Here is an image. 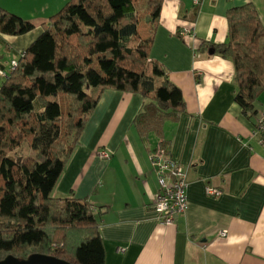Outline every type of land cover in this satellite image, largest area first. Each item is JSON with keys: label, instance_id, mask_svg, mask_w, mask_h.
<instances>
[{"label": "crops", "instance_id": "obj_1", "mask_svg": "<svg viewBox=\"0 0 264 264\" xmlns=\"http://www.w3.org/2000/svg\"><path fill=\"white\" fill-rule=\"evenodd\" d=\"M9 1L0 6L33 21L47 17H28ZM246 2L264 25V0H162L149 56L180 88L185 111L165 120L161 135L134 127L144 102L136 92L104 88L89 112L52 195L90 203L104 264H264V136L256 125L264 103L242 112L232 61L215 50L227 39V9ZM184 27L193 39L181 35ZM146 28L139 24L141 36ZM39 31L0 33L5 75ZM157 146L185 168L186 208L171 224H159L151 207L158 185L149 154Z\"/></svg>", "mask_w": 264, "mask_h": 264}, {"label": "trees", "instance_id": "obj_2", "mask_svg": "<svg viewBox=\"0 0 264 264\" xmlns=\"http://www.w3.org/2000/svg\"><path fill=\"white\" fill-rule=\"evenodd\" d=\"M161 6L162 0H66L39 21L0 6V33L40 28L0 83V258L43 253L104 264L90 203L52 190L104 88L142 95L133 119L140 136L161 135L162 123L185 111L180 88L149 56ZM225 16L227 39L215 50L232 61L233 100L255 114L264 91V25L250 2ZM260 125L264 136V119Z\"/></svg>", "mask_w": 264, "mask_h": 264}, {"label": "built area", "instance_id": "obj_3", "mask_svg": "<svg viewBox=\"0 0 264 264\" xmlns=\"http://www.w3.org/2000/svg\"><path fill=\"white\" fill-rule=\"evenodd\" d=\"M197 3L199 0H192ZM184 38H194V32L191 28L184 27L180 30ZM16 61L12 60L11 68ZM0 75L5 76L3 70L0 69ZM264 115L260 116L259 122L262 123ZM259 124V129L263 128ZM100 157L107 158L108 152L100 150L98 152ZM150 163L154 167L157 178V191L151 203V207L157 214L159 224H171L174 216L182 214L186 208V177L185 168L180 162L168 155L163 148L157 146L149 154ZM206 193L217 196L221 190L211 186H206Z\"/></svg>", "mask_w": 264, "mask_h": 264}, {"label": "rangeland", "instance_id": "obj_4", "mask_svg": "<svg viewBox=\"0 0 264 264\" xmlns=\"http://www.w3.org/2000/svg\"><path fill=\"white\" fill-rule=\"evenodd\" d=\"M65 1L66 0H12L9 2L15 8H20L21 12L24 13L28 17L29 16H40V15H43V17H45L46 15L49 16L50 14L58 10ZM9 6L11 7V5ZM54 8H56V10L48 14V12ZM24 19H29V18H24ZM29 20H32V19H29ZM35 21H39V19ZM257 101H259V105L261 103H264V91H262L258 95ZM262 115H264V111L259 114V116H262ZM21 151L24 153H30L26 145H23V147L21 148Z\"/></svg>", "mask_w": 264, "mask_h": 264}, {"label": "water", "instance_id": "obj_5", "mask_svg": "<svg viewBox=\"0 0 264 264\" xmlns=\"http://www.w3.org/2000/svg\"><path fill=\"white\" fill-rule=\"evenodd\" d=\"M213 48L208 49V53H212ZM0 264H71L65 259L47 255L43 253H32L25 258H19L12 254H7L0 258Z\"/></svg>", "mask_w": 264, "mask_h": 264}]
</instances>
